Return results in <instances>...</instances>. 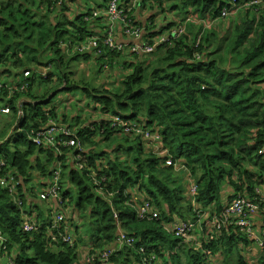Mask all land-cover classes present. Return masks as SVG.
Segmentation results:
<instances>
[{"label": "trees", "instance_id": "16d2710c", "mask_svg": "<svg viewBox=\"0 0 264 264\" xmlns=\"http://www.w3.org/2000/svg\"><path fill=\"white\" fill-rule=\"evenodd\" d=\"M103 1L91 8L81 0H0V109L11 110L0 112V179L16 180L13 192L0 185V264H101L85 256L112 249L106 264H155L153 255L163 264H210L217 254L238 255L230 264H252L240 245L253 241L236 225L211 232L203 223L199 248L168 225L197 222L199 213L221 217L243 196L264 207V4L229 25L226 58L227 37L213 41L216 29L192 25L181 36L172 29L194 15L219 19L224 8L233 13L249 0H119L122 19L155 45L148 53L129 50L130 59L121 61L127 48L105 43L111 0ZM146 7L156 12L143 22L138 10ZM157 9L177 19L158 24ZM93 39L97 47L80 50ZM95 53L97 74L111 76L106 67L118 63L129 71L97 85L77 80L72 66ZM60 91L69 96L62 109L54 102ZM75 92L81 108L71 115ZM53 125L75 136H59L55 147L37 145ZM57 166L62 199H42ZM148 203L158 217L138 214ZM73 208L78 220H91L86 250L77 234L87 222L81 228L67 221ZM60 209L66 217L55 226ZM120 232L133 244L118 247ZM68 234L74 244L64 240Z\"/></svg>", "mask_w": 264, "mask_h": 264}, {"label": "built area", "instance_id": "2783aa9c", "mask_svg": "<svg viewBox=\"0 0 264 264\" xmlns=\"http://www.w3.org/2000/svg\"><path fill=\"white\" fill-rule=\"evenodd\" d=\"M137 2V1H136ZM264 3V0H249V2L245 3L244 6H257L261 5ZM234 8L235 3H232ZM136 5V3H134ZM124 12V9L121 8L119 0H111L110 5L106 11V15L109 19L110 23V30L108 33V36L105 39L106 45L109 47L116 48L118 50H125L128 48L129 50L137 53H148L154 49L153 44L150 42H144L143 37H141V32L142 29H133L130 26H128L127 22L122 19L124 16H122V13ZM229 13L228 8H224L222 13H221V18H224L227 16ZM115 20H120V28L123 30L124 35L129 38L128 42L126 43H121L118 42L116 37H115V32L113 29L112 22ZM192 20L193 22H198L200 20V17L197 15L191 16L188 18V21ZM218 20V19H216ZM216 20H210L206 21L203 20L208 26L211 24L214 25ZM183 27L180 25L177 27H174L172 29V32L175 34L180 35L182 33ZM166 38H163L162 41H165ZM99 44L97 39H93L91 42H89L86 45H83L80 47V50L88 51L94 47H97ZM29 72H25V76H28ZM10 107L7 105L2 106L0 109V112L2 113H10ZM129 131L130 129L127 128ZM137 132H140V129L136 130ZM76 131L71 129L68 126L65 125H53L46 130H44L43 133L38 136L36 139L37 145L44 144L48 146L55 147L57 146L56 139L59 136H64V137H71L75 136ZM159 138L158 136L154 137V139ZM58 142H61L58 140ZM64 144H67V142L63 141ZM71 144H74L75 142L73 140L70 141ZM172 159L169 158L167 164L171 163ZM4 162L0 161V167H2ZM61 167L57 166V169L50 181L48 183L47 187L43 188L40 193V197L42 199H48V200H54V201H60L62 199L61 196ZM15 178L13 175H8L2 179H0V185L4 188H8L11 192L15 190ZM189 193L192 195H196L198 193V188L197 184L193 182L192 178H189ZM96 185L101 184V180L96 179L95 180ZM138 214L140 216H153V217H158V211L154 210L150 204H145L139 207L138 209ZM66 217V213L63 210L57 211V213L54 216V223L55 226L59 225L62 220H64ZM256 217H261L262 222L260 224V228H257V221L255 223ZM202 221L201 223H204L205 226H208L211 228L212 231H221L224 227L228 225H236L240 232L243 233V235L247 236L250 240H252L254 243H257L261 249L264 248V207L262 208L261 205L248 198V197H242V198H237L232 202H229L223 211L221 217L212 215H204L203 219H200ZM25 229L26 230H31L33 229V223H30L29 221H25ZM68 229V227H67ZM174 232L176 235L181 236V237H186L189 235V233L193 230V222H180L177 223L174 228ZM65 241H68L70 244L75 243V238L72 234H68L67 236L64 237ZM118 247H122L124 245H132L134 242V239H131L130 237H126L123 233H119L118 237ZM114 249L111 251H103L100 254H92V255H86L85 259L87 263H93L96 260H99L101 264H106L110 260V256L112 254ZM250 263L256 264L258 258L257 257H252V258H246ZM152 263L154 262L155 264H163L164 262L160 260L158 257H155L154 255L151 256ZM212 262V261H211ZM210 262V263H211Z\"/></svg>", "mask_w": 264, "mask_h": 264}, {"label": "rangeland", "instance_id": "374dc122", "mask_svg": "<svg viewBox=\"0 0 264 264\" xmlns=\"http://www.w3.org/2000/svg\"><path fill=\"white\" fill-rule=\"evenodd\" d=\"M83 1V4L84 6H88V7H96L98 6L99 4H102L104 3L103 0H81ZM175 2V1H174ZM174 2H171L168 4V8L170 9L171 7V4ZM175 3H179V0L176 1ZM76 4H78V2H76ZM264 4V3H262ZM80 7H82V4H80ZM248 8H251V6H241L239 8L238 11H235L233 13H228L226 17L224 18H221V19H218L216 20V22L214 23V26L213 24H211L210 26H205V22L203 21V19H200L197 23L196 22H193L192 20L190 21H185L182 25L183 29H182V33L184 32H187V29L190 27V26H195L196 30H199V29H203L205 27V29L209 28L210 31H212L213 29H216V35L213 39V41H217L218 42H222V39L227 37V39L225 40V50L223 51V55L224 57H228L229 53V49L231 47V37H232V32L230 31L231 30V27H229L230 24L234 25L235 23H239V21L242 20L243 18V13L246 9ZM148 10H152L151 8H148ZM158 10V9H157ZM151 12H156V10H152ZM156 23L160 24V23H165L167 21H175L177 18H175V16L173 15V13H169V10H166L165 13H163V11H157L156 13ZM182 15V14H181ZM183 16V15H182ZM120 20H115L114 22H112V25H113V29H114V32H115V35L116 37L121 41V40H126V36L125 35H122L119 33V29H121L119 26H120ZM206 30H203V32H205ZM209 31V32H210ZM202 32V33H203ZM183 33V34H184ZM182 34V35H183ZM181 36V35H180ZM93 49V48H92ZM90 49V50H92ZM129 49L127 48L125 50V54L127 55L125 57V55H123V58H121L120 60L122 61L123 59H130V56H129ZM94 53V52H93ZM95 54H93V58L90 62H83V61H79L77 63H75L73 66H72V70L74 71L75 75H76V78L77 80H81V79H85L86 81L90 82L92 85H97L99 84V82H107V81H112V80H115L117 79L118 77L120 76H123L124 74H126L129 69H124L122 68V66L118 63V64H115L111 69L109 67H106L107 68V71L110 70L111 72V76L108 74V72L104 73H96L97 71V63L95 61ZM111 79V80H110ZM57 97L54 99V102L57 103L59 102L60 103V106L59 108L62 109L63 107H65L67 105V102L66 100L69 99V96L68 94H66L64 91H60L59 93H57ZM75 96L74 100L71 102V111L68 110V112L72 115L73 113H76L80 108H81V105H78L77 104V99H80L82 98V95L81 93H78V92H75L73 94ZM76 111V112H75ZM126 147L124 146V149L125 150ZM188 179V177H187ZM37 189H40L41 186L39 185H35ZM261 193L264 194V185H262L261 187ZM38 203V202H37ZM50 207V205H48ZM69 209L71 210L72 209V206L70 205L69 206ZM186 209V208H185ZM204 215L205 213H199V219L197 222H193V230L189 233V235H187L185 238V243L189 242V241H193L195 242V247H198L199 248V243H203V233H202V229L205 227L203 226L204 224L201 223L202 221H200V219H203L204 218ZM53 216H55V213L53 214ZM52 216V217H53ZM77 216L78 214H76V212L74 211V208L71 212L68 213V219L67 221L69 223L72 224H80L81 225V228L83 227V225L87 222V225H86V230H79V233L77 234L78 238L79 237H82V243H80V248L83 249V250H86L89 248L88 246V236L90 234V232L88 231V229H90V227L92 226V224L90 223L91 220H89L88 218H86L83 214L84 217H79L80 219L78 220L77 219ZM178 217V216H177ZM156 218V217H154ZM78 220V221H77ZM199 224V225H198ZM80 228V229H81ZM168 228L169 230H173L174 228V224H170L168 225ZM197 228V229H196ZM196 229V231H195ZM77 240V239H76ZM197 243V244H196ZM190 245V244H189ZM242 247V250L241 251H246V255L247 257L246 258H252V257H257V256H261V254H264V250L260 248V246L257 244V243H251L249 246H244L243 244L240 245ZM248 250H246L247 248ZM237 254V253H235ZM264 258V255L263 257ZM238 261V255H234L232 258L230 259H227L225 260V257L223 256V254H217L214 256L212 262L210 264H230V263H233V262H237ZM111 263V262H110ZM109 263V264H110ZM256 264H260V260L258 259Z\"/></svg>", "mask_w": 264, "mask_h": 264}, {"label": "crops", "instance_id": "0c3cea01", "mask_svg": "<svg viewBox=\"0 0 264 264\" xmlns=\"http://www.w3.org/2000/svg\"><path fill=\"white\" fill-rule=\"evenodd\" d=\"M149 7V6H148ZM148 7H146L145 9H139L138 11V18H140L143 22L147 21V17L150 15V10H148ZM257 221V228H260V224L262 222V218L261 217H256L255 219V223ZM89 243V242H88ZM254 243V242H253Z\"/></svg>", "mask_w": 264, "mask_h": 264}, {"label": "bare ground", "instance_id": "6f19581e", "mask_svg": "<svg viewBox=\"0 0 264 264\" xmlns=\"http://www.w3.org/2000/svg\"><path fill=\"white\" fill-rule=\"evenodd\" d=\"M113 247V246H112Z\"/></svg>", "mask_w": 264, "mask_h": 264}]
</instances>
